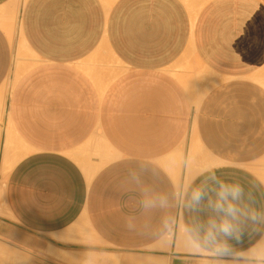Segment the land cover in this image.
<instances>
[{"label":"crops","instance_id":"1","mask_svg":"<svg viewBox=\"0 0 264 264\" xmlns=\"http://www.w3.org/2000/svg\"><path fill=\"white\" fill-rule=\"evenodd\" d=\"M0 110V264H264V0H0Z\"/></svg>","mask_w":264,"mask_h":264},{"label":"clouds","instance_id":"2","mask_svg":"<svg viewBox=\"0 0 264 264\" xmlns=\"http://www.w3.org/2000/svg\"><path fill=\"white\" fill-rule=\"evenodd\" d=\"M241 192L242 190L239 186H228L221 184V190L218 193L219 202H217V204L215 205L216 210L223 211L227 215L235 217L237 211L236 208L231 203H227V207L225 208V203L228 201L229 197H231L232 199H237L240 196ZM202 195L203 194L200 190H194L192 192V201L198 204L202 199ZM209 224L212 228H216L219 232L223 233L226 236H232L235 231V226L227 220L222 221L219 225H216L213 221H209ZM185 231L188 232L191 230L185 229ZM208 236L212 237L213 232L209 231ZM194 246L199 247V245L195 244V242ZM220 250L222 249H218V251Z\"/></svg>","mask_w":264,"mask_h":264},{"label":"bare ground","instance_id":"3","mask_svg":"<svg viewBox=\"0 0 264 264\" xmlns=\"http://www.w3.org/2000/svg\"><path fill=\"white\" fill-rule=\"evenodd\" d=\"M25 1L26 0H22V4H24L25 3ZM21 3V2H20ZM22 6V5H21ZM20 7V6H19ZM18 8V7H17ZM17 13V12H16ZM11 20V19H10ZM8 32H9V36H10V38H11V40H12V42H13V45H15V48H17V51H18V57H20L21 55H22V53H29V50L26 48V45H25V42L23 41V37H22V25H21V19L19 18L18 19V17H16V18H14V20L12 21V23H11V25H10V27H9V29H8ZM111 46V45H110ZM13 78V77H12ZM9 93V92H8ZM3 96H5L4 95V93H3V95H2V97ZM6 107V106H5ZM3 111V110H2ZM1 110H0V124H2L3 122H4V119H5V116H4V113L2 112ZM2 130V129H1ZM9 130H10V128H9ZM4 139H5V137H4ZM3 150V149H2ZM14 152V151H13ZM12 153V152H11ZM2 154H3V151H2ZM14 156H16V155H14ZM10 156H9V154H7L6 155V158H5V162H4V167H3V174H6L8 171H10L11 170V168L13 167V165L15 164V160H11L10 158H9ZM15 234V233H14ZM62 236V238H63V235H61ZM185 238V237H184ZM18 239V238H17ZM41 240V239H40ZM24 241V240H23ZM182 242V240L180 241V243ZM188 242V241H187ZM180 243H179V241H178V245H179V248H180V246L184 243V239H183V243L180 245ZM189 243V242H188ZM26 244H27V242H26ZM184 244H186V242L184 243ZM190 244V243H189ZM189 244L188 245H185V247H186V249H188L187 247H189ZM191 246V245H190ZM182 247H184V246H182ZM182 247H181V249H182ZM184 247V248H185ZM171 248V247H170ZM183 248V249H184ZM190 248V247H189ZM192 248V251H191V253L193 252V253H195L196 252V250L195 249H193L194 247H191ZM191 248L189 249V251L191 250ZM186 249H184V250H186ZM167 250V249H166ZM194 250H195V252H194ZM177 251H180V250H177ZM189 251H185V252H189ZM41 252V251H40ZM181 252H183V250L181 251ZM196 253H198V252H196ZM28 254V253H27ZM205 255V254H204ZM115 258V257H114ZM118 257H116V259H117ZM121 258V257H120ZM120 258H118V259H120ZM118 259L116 260L117 262H115L116 264H129V262H127V263H122V261H118ZM190 259V258H189ZM192 259V258H191ZM196 259V258H195ZM195 259H193V260H195ZM204 259V258H203ZM203 259H202V261H203ZM252 259V258H251ZM256 259H258V258H256ZM125 260V259H124ZM128 260V259H127ZM197 260H199V262L201 261L200 259H197ZM204 260H209V259H204ZM212 260V259H211ZM216 260H218V259H216ZM219 261L220 260H218V262H215V263H213V261H212V263L213 264H224V263H219ZM206 262V261H205ZM133 263V262H132ZM132 263H130V264H132ZM198 263V262H197ZM204 263V262H203ZM133 264H135V263H133ZM159 264V263H158ZM166 264V263H165ZM198 264H202L201 262L200 263H198ZM205 264H211V262L209 263H205Z\"/></svg>","mask_w":264,"mask_h":264}]
</instances>
